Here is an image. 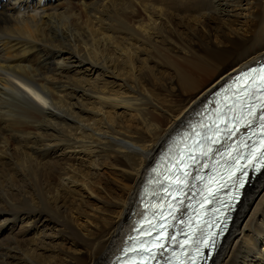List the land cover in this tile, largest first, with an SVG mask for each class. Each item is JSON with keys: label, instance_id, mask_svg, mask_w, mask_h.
I'll return each mask as SVG.
<instances>
[{"label": "bare ground", "instance_id": "6f19581e", "mask_svg": "<svg viewBox=\"0 0 264 264\" xmlns=\"http://www.w3.org/2000/svg\"><path fill=\"white\" fill-rule=\"evenodd\" d=\"M263 58L264 0H0V264H114L149 171ZM242 195L209 264H264V170Z\"/></svg>", "mask_w": 264, "mask_h": 264}, {"label": "snow or ice", "instance_id": "6c2138e0", "mask_svg": "<svg viewBox=\"0 0 264 264\" xmlns=\"http://www.w3.org/2000/svg\"><path fill=\"white\" fill-rule=\"evenodd\" d=\"M261 73L262 74L258 78L259 83H256V77L252 78L254 88L245 86L239 89L234 103L228 109L231 116L229 117L228 113H224L218 117V119L225 124L224 128L216 124L214 130L211 127L209 128V131L212 133L211 136L205 135L202 141H194L191 152L188 154L187 161L182 154L177 155L175 159V171H172L170 175L164 177L169 181L168 186L164 190L168 192V195L171 196L172 199H177V196H187L188 193L185 189L190 191L195 188L196 191L193 192L192 195L195 196L198 193L202 197V199L198 201L201 209H204L206 204H211L212 201L215 200L216 197L214 193L216 189L212 187L215 176L197 175L195 179L201 181L199 187L196 184L189 183L191 173L186 169L192 165L189 164L188 161L197 159V157L192 155L196 150L200 151L201 157L207 156L208 153L212 152L210 145L216 142L219 133L227 132L228 135L231 136L232 131L235 130L241 121H246L247 125L251 127L257 119L259 120V140H253L250 145H245L248 148V153L246 155L242 156L238 151L235 156H232L230 152L224 153L228 159L224 161L223 166L231 172L232 168L239 163L241 159H246L249 163H251L252 160H256L257 168L264 165V70H261ZM248 75V73L244 74V76ZM254 97L255 99H253ZM253 135H255V133H253ZM243 143L244 142L241 141V144ZM228 147L235 150L232 145ZM257 152H259L258 156ZM209 159H211V157H209ZM203 167H207V165L205 164ZM164 199H167V197H164ZM177 203H183V201L178 200ZM189 207H192V205H189ZM212 210L218 211V209ZM157 215L160 218H165V211L161 209L158 214L153 213L154 217ZM169 215H172L170 208ZM201 215L203 214L197 212L193 207V211L188 215L187 221L181 219V223L185 225L184 229L178 230L175 234L168 231L166 219H163V222L158 224H152L151 227L147 229H138L139 234L146 238L129 237L133 243L124 249L125 256L131 252L134 253L131 257V264H149L150 261H155L157 259L158 254L169 251L170 255L166 258L165 264H198L197 257L201 254V248L214 246V241H212L213 233L206 228L207 225L212 224V221L204 220L201 222ZM176 218L177 217L173 216V219ZM179 235H183L184 238L178 239Z\"/></svg>", "mask_w": 264, "mask_h": 264}, {"label": "rangeland", "instance_id": "374dc122", "mask_svg": "<svg viewBox=\"0 0 264 264\" xmlns=\"http://www.w3.org/2000/svg\"><path fill=\"white\" fill-rule=\"evenodd\" d=\"M167 1H169V0H167ZM200 36H202V35H200ZM110 79V78H109ZM250 227V229H248V230H251V232H252V229H253V227H252V225L251 226H249ZM247 233H248V231H247ZM238 253H235L234 255H233V257L231 258V262H230V264H236V263H238V262H240V260L238 259Z\"/></svg>", "mask_w": 264, "mask_h": 264}, {"label": "water", "instance_id": "95a60500", "mask_svg": "<svg viewBox=\"0 0 264 264\" xmlns=\"http://www.w3.org/2000/svg\"><path fill=\"white\" fill-rule=\"evenodd\" d=\"M140 200H142V196H141Z\"/></svg>", "mask_w": 264, "mask_h": 264}]
</instances>
